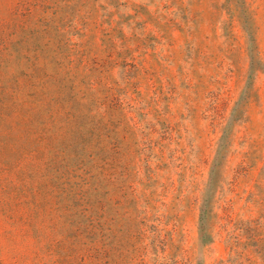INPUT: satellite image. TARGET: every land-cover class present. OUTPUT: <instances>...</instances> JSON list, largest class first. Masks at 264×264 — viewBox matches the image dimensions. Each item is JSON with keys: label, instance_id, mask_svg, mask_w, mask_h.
<instances>
[{"label": "rangeland", "instance_id": "374dc122", "mask_svg": "<svg viewBox=\"0 0 264 264\" xmlns=\"http://www.w3.org/2000/svg\"><path fill=\"white\" fill-rule=\"evenodd\" d=\"M0 264H264V0H0Z\"/></svg>", "mask_w": 264, "mask_h": 264}]
</instances>
